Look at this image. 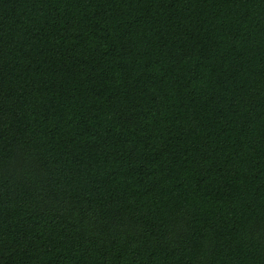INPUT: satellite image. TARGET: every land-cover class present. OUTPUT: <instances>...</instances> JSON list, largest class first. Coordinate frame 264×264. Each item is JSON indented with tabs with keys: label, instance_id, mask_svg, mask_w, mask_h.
<instances>
[{
	"label": "trees",
	"instance_id": "1",
	"mask_svg": "<svg viewBox=\"0 0 264 264\" xmlns=\"http://www.w3.org/2000/svg\"><path fill=\"white\" fill-rule=\"evenodd\" d=\"M0 264H264V0H0Z\"/></svg>",
	"mask_w": 264,
	"mask_h": 264
}]
</instances>
